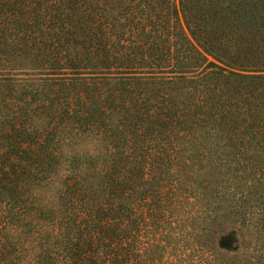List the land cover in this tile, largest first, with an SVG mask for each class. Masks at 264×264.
Segmentation results:
<instances>
[{
  "label": "trees",
  "instance_id": "trees-1",
  "mask_svg": "<svg viewBox=\"0 0 264 264\" xmlns=\"http://www.w3.org/2000/svg\"><path fill=\"white\" fill-rule=\"evenodd\" d=\"M0 264H264V0H0Z\"/></svg>",
  "mask_w": 264,
  "mask_h": 264
},
{
  "label": "rangeland",
  "instance_id": "rangeland-1",
  "mask_svg": "<svg viewBox=\"0 0 264 264\" xmlns=\"http://www.w3.org/2000/svg\"><path fill=\"white\" fill-rule=\"evenodd\" d=\"M209 59H211L210 57H208Z\"/></svg>",
  "mask_w": 264,
  "mask_h": 264
}]
</instances>
